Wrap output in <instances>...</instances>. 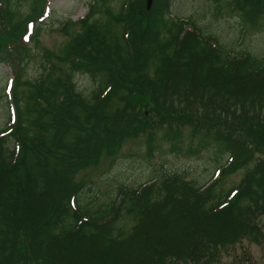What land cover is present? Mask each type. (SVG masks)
Instances as JSON below:
<instances>
[{"label": "trees", "instance_id": "trees-1", "mask_svg": "<svg viewBox=\"0 0 264 264\" xmlns=\"http://www.w3.org/2000/svg\"><path fill=\"white\" fill-rule=\"evenodd\" d=\"M16 1L0 0V64L13 81L0 130V264H212L222 248L260 240L264 158L253 149L264 154V57L232 55L194 24L185 30L169 16L172 0L149 9L146 0H119L115 11L96 10L95 0L67 33L59 63H44L26 84L28 42L42 30L47 0L30 1L32 16ZM216 2L264 27V0ZM77 74L97 80L89 98ZM184 128L190 152L232 153L218 180L199 186L171 173L141 192L120 186L110 202L79 200L88 183L75 179L80 170L140 137L147 157L157 137L178 151ZM239 169L237 185L220 193Z\"/></svg>", "mask_w": 264, "mask_h": 264}, {"label": "rangeland", "instance_id": "rangeland-1", "mask_svg": "<svg viewBox=\"0 0 264 264\" xmlns=\"http://www.w3.org/2000/svg\"><path fill=\"white\" fill-rule=\"evenodd\" d=\"M30 1H16L19 13L25 15L31 12ZM216 1L172 0L169 16L186 21L185 30L192 24L196 25L203 33L214 37L229 49L232 55L249 52L256 57H264V29L242 25L237 17L227 13L223 3L218 4ZM93 2L95 5V0H48L45 16L39 22L42 30L35 41L28 42L29 54L24 63L21 81L28 84L29 80L42 77L44 63L46 66L47 62L50 63L51 68L52 65L59 63L58 56L67 40V33L72 32L75 21L84 16ZM105 4L115 11L119 6V0H98L95 9L102 10ZM32 15L30 13V16ZM118 28L116 26V29ZM11 80L9 67L0 64V130L6 126L11 114L8 94L9 85L13 84ZM74 81L77 91L86 98L92 95L98 84L97 80L88 74H78ZM156 141L159 144V146L156 144L158 149L149 157L146 156L145 138L140 137L127 140L116 158H103L98 165L80 170L77 177L86 179L88 183L79 192V200L86 199L93 205L110 202L120 186L140 187L142 183L154 178L160 180L171 173H178L199 186L208 184L214 176L212 175L214 168L226 158L219 152L221 150L215 147L198 154L186 155L185 150L170 151L169 143L158 137ZM183 144L188 147L186 139ZM243 170L239 169L236 173L228 175L221 182L218 191L223 193L227 188L236 186ZM258 222L262 233L258 242L247 237L234 245L224 247L221 249L218 262L212 264H264V213L258 217Z\"/></svg>", "mask_w": 264, "mask_h": 264}, {"label": "bare ground", "instance_id": "bare-ground-1", "mask_svg": "<svg viewBox=\"0 0 264 264\" xmlns=\"http://www.w3.org/2000/svg\"><path fill=\"white\" fill-rule=\"evenodd\" d=\"M225 5V4H224ZM226 6V5H225ZM233 16H235V17H237L239 20H240V23L242 24V25H246V26H249L247 23H244V22H242V20L237 16V15H233ZM39 22H41V19L39 20ZM30 24H32V23H30ZM259 27V26H258ZM258 27H256L255 29H257ZM258 29H260V30H263L264 29V27H259ZM199 32H201V34H203L204 36H207L208 37V40H210V42H212V41H214L215 40V38L214 37H212V36H210V35H207V34H205V33H203L202 31H201V29H200V31ZM78 75V74H77ZM75 77H76V75H75ZM75 77H74V80H75ZM188 129L187 128H184V130L183 129H180V134L182 135V142L186 139L187 140V142H188V147H185L184 146V144L182 143V147H180V149L178 150V152H180V151H183V150H185V152H186V155H189V154H198L199 152H201V151H204V150H207V149H210L211 148V146H208L207 148H204V149H202V150H199V152H197V153H193V152H190V150H189V143H191V145H193L194 144V142L193 141H191V139H189V132L187 131ZM158 146H159V144H158ZM156 148H155V151L158 149V147L157 146H155ZM154 151V152H155ZM154 152H153V154H154ZM172 152H174V151H172ZM219 152H221V154L222 155H224L226 158H225V160L223 161V162H220L219 163V165L216 167V168H214V170L212 171L213 173H212V175L214 174V176L210 179V183L212 184L213 182H215L216 180H218L219 179V174L218 173H220V172H222V171H224L229 165V162L231 161V159H232V153H229V152H223V151H219ZM253 152H254V155H255V157L256 158H258V155H259V157H261V158H264V154H260L261 152H257L255 149H253ZM147 154V153H146ZM152 154V155H153ZM253 164V162H250L249 163V165H252ZM90 167H94V166H90ZM88 168V167H87ZM236 173V172H235ZM231 173H229V175H230ZM232 174H234V173H232ZM231 174V175H232ZM77 175H78V173H76V175H75V179H78V177H77ZM228 176V175H227ZM227 176H225V178L227 177ZM224 178V179H225ZM223 179V180H224ZM158 181V180H157ZM156 181V182H157ZM152 182V181H151ZM151 182H145V183H142L141 185H140V192L141 191H143L144 189H146V187L148 186V184L149 183H151ZM223 182V181H222ZM221 184V183H220ZM137 187H139V185L137 186ZM136 188V187H135ZM224 206V204L223 203H221L220 205H219V208H221V207H223Z\"/></svg>", "mask_w": 264, "mask_h": 264}, {"label": "water", "instance_id": "water-1", "mask_svg": "<svg viewBox=\"0 0 264 264\" xmlns=\"http://www.w3.org/2000/svg\"><path fill=\"white\" fill-rule=\"evenodd\" d=\"M152 3V0H146V8L149 9L150 5Z\"/></svg>", "mask_w": 264, "mask_h": 264}]
</instances>
